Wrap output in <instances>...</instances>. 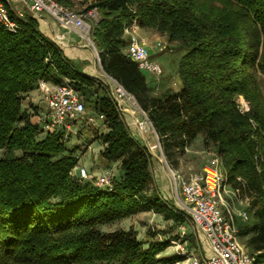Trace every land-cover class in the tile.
Returning a JSON list of instances; mask_svg holds the SVG:
<instances>
[{"label":"trees","instance_id":"trees-1","mask_svg":"<svg viewBox=\"0 0 264 264\" xmlns=\"http://www.w3.org/2000/svg\"><path fill=\"white\" fill-rule=\"evenodd\" d=\"M56 1L72 8L74 0ZM93 8L100 13L92 40L103 71L145 111L168 164L198 136L214 149L228 183L251 197L253 226L240 231L253 232L247 249L264 264V0H96L85 10ZM132 20L183 52L178 90L154 93L146 73L127 55L124 28ZM17 21L16 33L0 26V264L181 259L178 253L157 259L168 240L144 242L132 228L100 229L150 209L181 217L151 188L152 155L118 110L107 78L83 73L33 17ZM64 78L89 114L103 116L105 132L90 124L77 131L87 130L88 144L100 140L101 159L118 164L110 187L71 175L78 162L76 148L66 146L71 133L48 131L38 120L44 117L23 107L39 81ZM239 96L248 111L239 108Z\"/></svg>","mask_w":264,"mask_h":264},{"label":"built area","instance_id":"built-area-1","mask_svg":"<svg viewBox=\"0 0 264 264\" xmlns=\"http://www.w3.org/2000/svg\"><path fill=\"white\" fill-rule=\"evenodd\" d=\"M25 10H29L38 18L45 15L50 17L63 30V33L58 35L56 44L62 42L66 33L77 34L93 50L96 62L100 65L98 52L92 40V25L85 21V14L62 6L56 0H0V26L8 32L16 33L19 30L17 19H24ZM95 12V9H90L86 14L95 19ZM139 29L136 20H132L124 28L127 39L125 51L140 71L159 79L163 74V68L152 59L146 43L139 38ZM166 48V44L158 40L153 49L156 53H161ZM101 71L111 83V95L118 110L132 115L137 130L144 137H152L153 143L145 142V145L149 152L153 149H158L160 152L174 206L190 217L194 228L199 230L210 244L211 252L208 256H204L194 254L191 249L188 251L183 241L184 243L176 246L177 253L182 258L170 264H258L255 255L238 238L235 216L242 215L246 219L247 215L231 210L224 197L237 199L240 203L248 198L246 196L242 198L239 188H230L224 174L213 163L204 166L201 172H190L186 175L171 168L162 153L158 136L145 111L138 105L133 95L109 77L102 68ZM37 89L47 109L46 117L41 119L39 117L38 120L46 123L48 131L64 130L75 133L76 125L85 113V104L69 80L64 78L60 83L41 80ZM236 101L241 110H249L248 103L242 96ZM99 118L102 119L103 116L99 115ZM74 174L76 173L72 171L71 175ZM76 176L82 180L92 178L85 167H79ZM112 176V171L106 168L96 175L93 179L94 184L98 187H110ZM223 210L226 211L227 216L223 215Z\"/></svg>","mask_w":264,"mask_h":264},{"label":"rangeland","instance_id":"rangeland-1","mask_svg":"<svg viewBox=\"0 0 264 264\" xmlns=\"http://www.w3.org/2000/svg\"><path fill=\"white\" fill-rule=\"evenodd\" d=\"M96 0H74L72 9L75 11L85 14V21L91 24L93 27L98 22L100 18V13L95 8V19H92L86 13V8L90 4ZM146 34V33H145ZM159 35V34H158ZM159 41L166 44L167 48L161 52L155 54L152 59L158 62L161 67L163 68V74L158 79L160 85H163L157 91L156 94H160L167 88H171L173 90H178L180 87V78L177 72V65L178 61L181 58L183 52L181 50L176 49L175 44L169 43L168 40L163 35H159ZM97 50V49H96ZM104 77V76H103ZM42 99V98H41ZM42 108H36L35 112L34 108L27 107L31 112L36 113V115H41V117H46L47 109L45 104L41 106ZM89 114V111L85 107V113L79 119V123L76 127L77 133H71L66 146L69 149L76 148L74 151V156L78 158V162L76 165L75 170L73 173L75 176L77 175V171L79 167H85L90 176L95 179L96 172H101L102 170L108 168L112 171L113 175L116 176L118 174V164L117 163H106L104 160L101 159L98 154V149L100 147V142L98 140L93 141L89 144L87 141V130L81 131V134H78V131L82 129L83 126H87L86 117ZM78 130V131H77ZM80 132V131H79ZM153 153L156 154V157L162 162V157L158 149H153ZM176 162L172 165L168 164L171 168L179 171L182 174H188L190 172H201L203 167L213 163L215 166L218 167V159L216 158V154L212 147L204 146L202 136L196 137L185 149L184 151L177 152L176 155ZM153 161L151 163V172L153 171ZM164 171L166 173L165 166L163 164ZM167 174V173H166ZM224 174V173H223ZM153 176V175H152ZM226 178V182L228 183L227 176L224 174ZM155 180L152 179L151 181V188L157 190V185L154 182ZM230 188H234L232 183H228ZM158 191V190H157ZM159 192V191H158ZM161 195V204L163 203L164 206L170 208V206H174V200L170 191V188H166L163 193L159 192ZM242 198L246 196L248 199H245L244 202L240 203L237 199L225 198L226 203L229 205L231 210H235L236 212H242L247 215V218L244 219L242 215L235 216V222L238 228V238L240 242L245 245L246 248H249V239L254 235L253 232L247 234H241V228L246 229V231H250L251 227L253 226V216L251 214L250 202L251 197L246 192H242ZM174 212L181 217V220H176L174 217L168 218L165 217L163 211H157L156 209H150L146 211L138 212L134 215H131L125 219L117 221L114 224H103L100 225V229L105 232L113 231L116 229H129L132 228L136 231L137 237L144 242L147 241H156V240H169L174 239L175 242L173 246H177V244L184 243L183 241L186 239L188 241L187 248L188 251L190 249L194 252V254L199 255V248L196 244L190 243V236L189 234L192 233L194 230V225L189 216L181 213L176 207L174 206ZM223 215L227 216L226 211L223 210ZM172 245V243H170ZM170 245V246H171ZM192 245V246H191ZM195 245V246H194ZM249 250H251L249 248ZM168 253L170 255L176 254L178 252L177 248L174 247L168 249ZM177 251V252H176ZM182 258V257H181Z\"/></svg>","mask_w":264,"mask_h":264},{"label":"crops","instance_id":"crops-1","mask_svg":"<svg viewBox=\"0 0 264 264\" xmlns=\"http://www.w3.org/2000/svg\"><path fill=\"white\" fill-rule=\"evenodd\" d=\"M24 13H25V16L33 17L37 21L38 29L40 30V32L47 38L53 40L54 42L56 41L58 35L63 33V30L60 29L50 17L45 15V16L38 18L34 14H32L29 10H25ZM138 36L142 41L146 43V46L149 48L152 54V57L155 54H157L153 49L155 42L159 40V35L157 33L149 29H146V28H140L138 32ZM57 44L61 48L64 56L70 61H72L74 64H76L82 70L83 73H85L86 75L92 76V77H96V78L103 77V74L101 71L102 67L96 62L93 50L86 43H84L77 34L66 33L62 42L57 43ZM146 77L149 81V85L153 87L154 93L155 91H157L159 88L163 86V85H160L161 82L159 83L158 79H156L153 75L146 74ZM43 104L44 103L41 99L40 91L38 89H34L30 91L29 93H27L25 95V99L23 100V107H31V108L33 107L34 109L36 108L41 109L42 108L41 106ZM125 114H126V119L130 123L138 140L144 144L145 142L148 144H152L153 143L152 137L151 136L144 137L137 130L136 125L134 123V118L132 117V115L129 113H125ZM86 119H87V124H90L96 127L99 131V134L105 132L106 130L105 126L103 125L102 120L96 114L91 113ZM98 141L100 142V140ZM89 147H90V144L88 148ZM102 148H103V145L100 142L98 154H100V151L102 150ZM150 154L152 155V161L154 162L153 163L154 173L152 174L153 175L152 179L155 180L154 182L157 185V190L163 193V191L166 190L167 187L169 188L168 176L164 171L163 164L156 157V154L153 153L152 151L150 152ZM98 173L99 172H96L95 174L97 175ZM194 230L195 231H192V233L189 234L190 243L191 244L194 243L195 245L197 244L199 248V253L203 254L204 256H208L211 252L209 242L199 230L195 228ZM168 241L170 242L167 248L157 256V259L170 255L168 253L169 248L174 247L176 249V247L173 246L175 240L169 239ZM184 241H185V246L187 248L186 244L188 243V241H186V239ZM170 243H172V245ZM151 264H170V263L154 262Z\"/></svg>","mask_w":264,"mask_h":264}]
</instances>
